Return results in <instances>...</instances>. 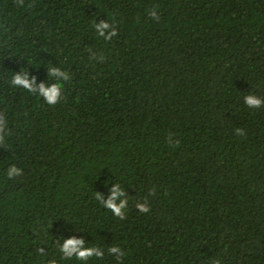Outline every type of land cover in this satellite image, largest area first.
Instances as JSON below:
<instances>
[{"label": "trees", "instance_id": "16d2710c", "mask_svg": "<svg viewBox=\"0 0 264 264\" xmlns=\"http://www.w3.org/2000/svg\"><path fill=\"white\" fill-rule=\"evenodd\" d=\"M0 264H264V0H0Z\"/></svg>", "mask_w": 264, "mask_h": 264}]
</instances>
